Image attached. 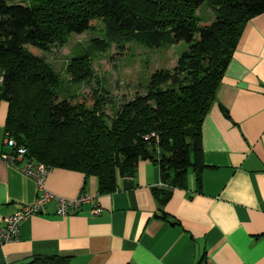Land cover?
Instances as JSON below:
<instances>
[{"label":"trees","instance_id":"16d2710c","mask_svg":"<svg viewBox=\"0 0 264 264\" xmlns=\"http://www.w3.org/2000/svg\"><path fill=\"white\" fill-rule=\"evenodd\" d=\"M206 3L213 17L195 9ZM264 12V0H0V86L6 101L4 133L24 155L48 168L96 177L98 192H111L120 175L138 160L156 164L162 204L172 187H185L188 170L195 180L200 160V123L214 99L223 70L244 23ZM102 23V38H91L72 56L70 81L91 75L89 53L112 44L135 43L146 49L186 46L171 70H153L141 94L115 107L109 121L99 94L58 98V74L41 56L70 34ZM153 133V135H150ZM16 264H70L65 256L31 255Z\"/></svg>","mask_w":264,"mask_h":264},{"label":"crops","instance_id":"0c3cea01","mask_svg":"<svg viewBox=\"0 0 264 264\" xmlns=\"http://www.w3.org/2000/svg\"><path fill=\"white\" fill-rule=\"evenodd\" d=\"M6 101L0 99V153ZM200 160L185 187L159 203L156 164L138 160L111 192L93 175L49 168L45 188L89 203L65 216L46 202L23 218L16 238L0 244V264L31 255L65 256L70 264H264V12L243 25L215 96L200 123ZM36 194L32 178L0 157V219Z\"/></svg>","mask_w":264,"mask_h":264},{"label":"rangeland","instance_id":"374dc122","mask_svg":"<svg viewBox=\"0 0 264 264\" xmlns=\"http://www.w3.org/2000/svg\"><path fill=\"white\" fill-rule=\"evenodd\" d=\"M212 10L211 6L202 3L194 12L208 21L213 17ZM91 38H102V23L98 20L94 21L91 29L70 34L63 45L53 44L47 50L41 51V56L59 76L58 98L72 94H99L100 97L108 98V102H103L107 122L115 107L124 100L133 98L134 94L143 92V87L153 70H171L177 57L186 50L183 43L159 49H146L135 43L124 44L123 47L111 44L105 52L89 53V78L78 82L70 81L65 67L72 56L88 48Z\"/></svg>","mask_w":264,"mask_h":264},{"label":"built area","instance_id":"2783aa9c","mask_svg":"<svg viewBox=\"0 0 264 264\" xmlns=\"http://www.w3.org/2000/svg\"><path fill=\"white\" fill-rule=\"evenodd\" d=\"M2 81L3 72L0 71V86ZM150 135H153V133H150ZM3 145L8 151L1 152L0 157L34 180L36 194L30 203L21 205L11 214L5 215L0 219V244L16 238L20 221L27 216L39 212L40 208L50 200L55 202V214L58 216L75 213L84 203H89L90 214H98L100 212V208L95 203L94 198H91L86 193H79L73 198H63L48 191L44 186L47 172L46 166L43 163L33 162L28 158H23L24 149L17 147L14 140L6 134H3Z\"/></svg>","mask_w":264,"mask_h":264},{"label":"bare ground","instance_id":"6f19581e","mask_svg":"<svg viewBox=\"0 0 264 264\" xmlns=\"http://www.w3.org/2000/svg\"><path fill=\"white\" fill-rule=\"evenodd\" d=\"M17 147H19V146H17ZM19 148H23V147H19ZM23 149H24V148H23ZM22 157H23V158H24V157H25V158H28L27 156L24 155V153H23ZM28 159H30V158H28ZM30 160H31V159H30ZM31 161H33V160H31ZM33 162H35V161H33ZM46 168H47V172H48L49 168H48V167H46ZM47 172H46V173H47Z\"/></svg>","mask_w":264,"mask_h":264}]
</instances>
